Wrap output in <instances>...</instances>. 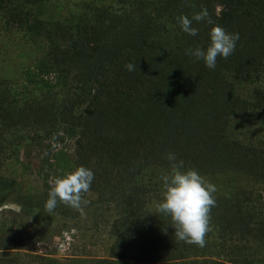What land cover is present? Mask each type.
<instances>
[{
  "label": "rangeland",
  "instance_id": "1",
  "mask_svg": "<svg viewBox=\"0 0 264 264\" xmlns=\"http://www.w3.org/2000/svg\"><path fill=\"white\" fill-rule=\"evenodd\" d=\"M166 1L0 15V264H264V54L236 57L250 30L226 28L233 56L213 63L210 33L155 15ZM115 16L133 20L117 48Z\"/></svg>",
  "mask_w": 264,
  "mask_h": 264
},
{
  "label": "trees",
  "instance_id": "2",
  "mask_svg": "<svg viewBox=\"0 0 264 264\" xmlns=\"http://www.w3.org/2000/svg\"><path fill=\"white\" fill-rule=\"evenodd\" d=\"M11 1L12 0H8V2L3 6L0 5V8L4 11V13L0 15L8 16L9 14V16H11L13 20H19L21 17V14L19 12L16 13L17 10L11 8L12 7ZM208 4H209V0H167L166 3L165 2L157 3L154 11H156L155 15H159V13H163V15L167 14L166 17L169 19L170 23L172 22V20L175 21V23L177 25H180L181 29L184 30L189 35L192 34L191 31L200 33L201 30L205 33V35L207 33H210L211 45H212L213 53H214L212 60H213V63L218 64V65H220L224 61L225 57H227V59L232 58V57H229L228 55L231 54L230 53L232 51L231 47L232 46L234 47L235 41L234 39H232L231 41L229 37L226 36L227 35L226 28H229V29L234 28L236 30L237 28L238 29L240 28L249 29L250 35L246 36V40L243 42V44L240 43L243 46L237 52V53H240V55H237V56L235 55V56L238 57L241 55H246V56H243L242 58H251L253 60H258V58H256L255 55L259 54L260 52L264 54V0H225L223 4V8L221 9L219 13H215V11H211V8L208 6ZM139 5L145 7L144 4H139ZM141 12L143 11L138 10V13H141ZM162 17L163 16H156L155 18L148 17L147 19H145L144 17L140 16L139 20L142 21L145 19V26L149 27L148 28L149 30L156 28L158 30L165 31L166 25L161 20ZM114 18H115L114 19L115 22L111 24V27L113 28L112 30L114 31L110 32V34L112 35L114 34L116 30L120 31L122 29L121 34H119L115 38V42L113 43V45H111L112 47L117 48L119 46L120 41L125 40L126 37H130L129 36V32H131L129 30L130 27L128 25L124 26L122 24H125L126 22L125 20H127L130 23H133V20L129 19V17L127 16H124V17L115 16ZM28 20H30L33 27L46 29V27L49 26L48 22H44L39 19L28 18ZM55 24H56L55 26H59V23H55ZM136 27L140 29L142 27V24ZM99 32L105 33V30H100ZM98 34L99 33L94 32L92 35L95 36ZM201 37H204V36H201ZM136 38L138 39V36ZM97 42L99 43V41ZM230 42L233 44L232 46H229L231 45ZM93 43H96V42H93ZM238 43L239 42H237V44ZM85 48L89 50H93L92 48H89L88 46H86V47H83L84 49L83 51H86ZM231 55L233 56V51ZM137 60H139L141 64L149 63L146 60V55L143 53H140V57L137 58ZM134 65H135L134 60L132 61L126 60V67L131 72L135 70ZM203 67H206V66L204 65ZM206 74H208L207 71H206ZM101 86H104V85L102 84ZM159 86L160 88L158 87V89L160 90L161 87L163 86V82H161ZM99 92L100 93L102 92L101 89H99ZM152 92L155 93V89L153 90L151 87L150 92H148L146 95L140 94L138 96V94L135 93V95L133 96L134 94L133 93L131 95V98L129 99V106H128L129 109L128 110L130 114L136 115V113L143 106L153 103V102H150L153 100V98L151 97ZM112 95L113 93L109 94L107 96V99L110 98ZM113 100H114V97H113ZM73 106L74 105H72L71 107L73 108ZM94 106H95V109H98L102 106V103L99 100H97L95 101V104L93 105V107Z\"/></svg>",
  "mask_w": 264,
  "mask_h": 264
}]
</instances>
